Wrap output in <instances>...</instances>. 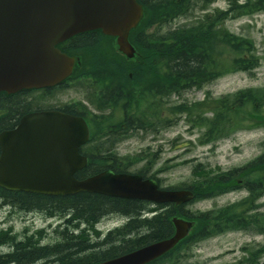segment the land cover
Instances as JSON below:
<instances>
[{
    "label": "trees",
    "instance_id": "1",
    "mask_svg": "<svg viewBox=\"0 0 264 264\" xmlns=\"http://www.w3.org/2000/svg\"><path fill=\"white\" fill-rule=\"evenodd\" d=\"M214 1L138 0L143 7L144 18L140 26L131 32L130 42L140 57L136 62H127L126 65L117 63L112 67L113 72L111 73L96 71L93 73L95 78L101 81L114 76L117 82L125 84V94L129 101L127 110L132 115V119H129V135L137 132L136 128L140 123L146 122L143 116L147 115L150 106L148 103L144 104L145 101L149 99L153 101L156 97L161 100L165 95H169V98L172 96L181 98L183 93L192 89H201L218 77L236 72L253 75V71L259 67L260 57L251 39L230 33L224 28V23L229 19L264 12V0H227V10L207 12V7ZM195 9L204 11V14L188 25L161 31L162 27L169 25L177 18L188 16ZM80 40L81 42L86 41L84 38ZM87 40L89 43L90 39L87 38ZM83 47H86V44L78 43L74 50L84 49ZM97 47L98 44L93 48L94 58L106 59V55L99 56ZM186 49H189L187 53ZM162 54L171 60V67L166 61L159 59V55ZM180 73H184V76H179ZM18 102L19 99L0 95V113L6 110V117L0 118V132L9 125L11 113L18 106ZM160 110L163 111L162 103ZM166 112L183 117L191 130H202L198 143L207 145L228 138L237 131L264 128V88L243 89L215 100L206 98L198 103L180 102L168 106ZM207 113L211 116H206ZM132 122L137 125L134 129L130 126ZM259 147L262 149L261 155L240 169L235 168L214 174L213 170L202 164H196L193 166V174L198 178L194 183L191 185L181 183L172 187L173 189L188 188L194 192L195 201H200L238 188L237 182H239L240 187L248 192V197L239 203L217 210L213 216L210 212L189 214L184 207L175 208L173 205L153 209L154 207L150 204L142 201L113 199L88 193L46 197L8 192L0 188V198L17 207L30 210L26 207V203H30L32 210L43 209L48 214L70 213L72 219L78 223H86L87 226H93L99 218L109 213L126 215L134 210L157 212L148 219V222L144 223L146 226L143 228L148 231L146 236L136 235L133 236L136 237L135 239H130L122 245H111L107 252L100 255H96L95 251L87 248L89 240L82 237V234L73 241L69 240L67 232H64L60 234V241L51 247L40 248L31 243L20 247L14 238L1 232L0 245L8 243L13 246L14 251L11 254L0 256V264H21L28 260L37 263L41 258L50 259L45 264H94L168 237L171 234L168 220L173 215L196 218V227L189 238L163 258L166 262L162 264H185V256L189 247L204 237L207 219L215 217L224 220L229 227L236 229L249 227L246 219L252 216H249L248 212L253 209L258 197L264 193V141L259 144ZM99 149L104 151V145H90L87 152L94 154ZM140 161L141 159H132L122 164L118 161L91 160L79 176L85 177L105 169L125 172L128 167ZM152 164V160L148 161L138 173L143 176L147 175ZM256 220V218L253 219V221ZM262 220L264 222V215H262ZM254 229L256 233H264V229H261L257 221ZM107 240L96 243L109 245ZM46 251L49 252L46 253ZM261 252L264 253V246L262 249L251 251L250 263H256ZM50 254L56 257L51 258ZM25 255H27L26 260H23ZM76 257L81 258L78 262L72 263Z\"/></svg>",
    "mask_w": 264,
    "mask_h": 264
},
{
    "label": "water",
    "instance_id": "2",
    "mask_svg": "<svg viewBox=\"0 0 264 264\" xmlns=\"http://www.w3.org/2000/svg\"><path fill=\"white\" fill-rule=\"evenodd\" d=\"M143 15L135 0H0V91L54 85L76 62L54 46L71 35L100 29L116 37L127 57L129 31ZM88 140L85 123L60 113H40L21 120L0 135V187L57 196L79 192L181 205L189 191L158 190L155 181L138 175L102 172L82 181L74 173L86 166L78 148ZM175 235L100 264H144L174 247L189 224L173 220Z\"/></svg>",
    "mask_w": 264,
    "mask_h": 264
},
{
    "label": "rangeland",
    "instance_id": "3",
    "mask_svg": "<svg viewBox=\"0 0 264 264\" xmlns=\"http://www.w3.org/2000/svg\"><path fill=\"white\" fill-rule=\"evenodd\" d=\"M215 8L225 10L227 8L226 0H216L215 3L208 7V10L212 11ZM201 16L202 13L196 11L189 17H180L168 26H165L162 31L188 25ZM226 27L234 34L248 36L256 45L258 54L262 59L260 66L254 73V77L246 73L228 75L217 79L202 90L194 89L188 91L183 94L181 100L196 102L201 101L206 92H210L212 97H219L242 89L264 87V13L257 14L253 17H242L227 21ZM63 97L64 99L79 98L73 90L58 95L59 99ZM171 102L178 103L180 100L172 98ZM139 137L140 134L138 138H132L120 144L116 152L119 155H133L139 153L145 147L150 146L153 152H158L154 170L163 166H172L170 170L159 174L163 186L168 187L181 183L188 185L194 183L198 177L193 174V166L198 163L211 169L219 167L223 171L244 165L259 154L258 144L264 140V129L238 132L232 137L218 142L214 148H211L210 145L204 147L198 146L196 144L198 133L196 131L190 132L182 120L178 123L176 121L174 127L169 131L161 133L154 143L152 141L155 138L151 136L146 137L145 142H141ZM182 162L186 163L175 166ZM244 195L243 192H235L213 200L194 203L189 205L187 209L191 212H205L233 203L241 199ZM261 203L264 204V199ZM9 221L7 212H0V230L13 225L14 232L20 233L26 225L21 220ZM44 227H46V224L38 219L37 226L34 230ZM101 229L105 230V226L101 227ZM51 236L55 237L54 234H50ZM58 238L60 239V237ZM254 241L264 243V237L234 233L222 238L203 242L193 249V258L190 262L193 264H235L240 257V248ZM229 250H234V253H228Z\"/></svg>",
    "mask_w": 264,
    "mask_h": 264
},
{
    "label": "bare ground",
    "instance_id": "4",
    "mask_svg": "<svg viewBox=\"0 0 264 264\" xmlns=\"http://www.w3.org/2000/svg\"><path fill=\"white\" fill-rule=\"evenodd\" d=\"M189 51V49H186L185 52L187 53ZM159 59L160 60H164L168 63V65L171 67L172 66V62L171 60L165 56V54L159 55ZM179 76H184V73H180L178 74ZM114 97V96H113ZM112 95H108L105 97L104 99V103H107L109 100L111 101L113 99ZM109 101V102H110ZM120 101H121V106L120 109H122L123 107H125L128 104V99L126 96L122 95L120 97ZM96 157H102L101 154L96 155ZM26 207L31 209V204L30 203H26ZM162 215V214H161ZM163 216V215H162ZM150 216H146L145 214H143L142 212H138V210H134V211H130L129 213L126 214L125 216V221L131 226V228L128 229H122L116 233H112V232H108L106 235L105 239H108L107 242L109 243V245L107 244H97L96 241L92 242V234L90 231L89 226L86 225V229H84L81 232H77L78 228V222L75 221V219H72V216L70 213H64V214H58V213H52L49 214V219L53 220V224H55V230H54V236L60 235L61 233L67 232V237L69 240H77V236L82 234V236H84L86 239L89 240V242H87V248L90 251H95L96 255H100L103 254L105 252H107L110 249L111 245H122L124 244L126 241L130 240V239H135L136 235H140L141 236H146L148 234V231H145L143 227L146 226V224H144L145 222H148V219H150ZM143 228V229H142ZM146 229V228H145ZM51 247L49 245H44L41 246L40 248H48ZM13 248L11 250H9L7 252V254H11L13 253ZM87 251V252H90ZM49 251H46V253ZM54 252V251H52ZM51 252V254H52ZM51 258H55L56 256H51ZM53 255V254H52ZM123 254L118 255L117 257L121 256ZM27 255H25L23 257V260H26ZM41 258V256H40ZM81 257H76L74 260H72V263H76L79 261ZM115 258V257H114ZM109 259V258H107ZM50 261L49 258H41L39 262H31L30 260L21 263V264H45L48 263ZM106 259L104 261L101 262H97L94 264H100L102 262H105Z\"/></svg>",
    "mask_w": 264,
    "mask_h": 264
},
{
    "label": "flooded vegetation",
    "instance_id": "5",
    "mask_svg": "<svg viewBox=\"0 0 264 264\" xmlns=\"http://www.w3.org/2000/svg\"><path fill=\"white\" fill-rule=\"evenodd\" d=\"M118 87L116 86L115 89L113 90H110L107 94L108 95H112V97L114 96V98L118 99L119 97L122 96V92L120 90H117ZM117 90V91H116ZM105 96V95H104ZM104 96L102 98H99L98 100L100 99H104ZM97 100V101H98ZM110 101V100H109ZM107 102L103 105H105V107H107L109 109V105L110 104H113L115 103L113 100H111L110 102ZM60 110L64 111V113H74L76 115H79L80 117L84 118L87 122H89L91 120L90 117H94L96 118L97 115H95V112L93 111L92 112H88V111H84V110H81V107L80 106H75L73 104H66V105H63L61 106V108H59ZM118 113H116L117 115ZM122 116V114H120V117ZM123 126V124H121ZM128 227L131 228V226L128 224Z\"/></svg>",
    "mask_w": 264,
    "mask_h": 264
}]
</instances>
